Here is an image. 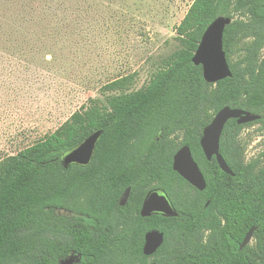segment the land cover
<instances>
[{"label":"trees","instance_id":"obj_1","mask_svg":"<svg viewBox=\"0 0 264 264\" xmlns=\"http://www.w3.org/2000/svg\"><path fill=\"white\" fill-rule=\"evenodd\" d=\"M22 11L7 23L17 32L28 27ZM220 16L232 19L223 35L232 75L209 83L192 59ZM176 33L181 47L147 85L132 91L135 73L119 76L102 86L119 94L91 98L55 131L0 158V264H58L71 251L81 254L75 264H264V148L247 161L240 139L249 125L264 132V0H193ZM227 105L262 115L247 124L229 119L223 129L220 151L233 176L200 142ZM100 129L91 161L65 166L63 157ZM184 145L205 175L202 191L173 168ZM178 179L185 189L174 186ZM152 188L167 194L178 216L140 214ZM252 226L253 242L239 249ZM150 229L164 242L148 256Z\"/></svg>","mask_w":264,"mask_h":264},{"label":"rangeland","instance_id":"obj_2","mask_svg":"<svg viewBox=\"0 0 264 264\" xmlns=\"http://www.w3.org/2000/svg\"><path fill=\"white\" fill-rule=\"evenodd\" d=\"M192 2L0 0V158L55 131L91 98L119 94L102 90L119 76L135 73L132 91L147 85L181 47L176 26ZM49 6L50 15L40 13ZM23 7L28 27L17 32L7 23ZM259 127L240 135L247 161L264 148Z\"/></svg>","mask_w":264,"mask_h":264},{"label":"water","instance_id":"obj_3","mask_svg":"<svg viewBox=\"0 0 264 264\" xmlns=\"http://www.w3.org/2000/svg\"><path fill=\"white\" fill-rule=\"evenodd\" d=\"M232 22L230 17H217L205 30L201 41L193 56V62L196 65H202L204 78L209 83H216L221 79L232 75L226 53L223 48L224 30L228 24ZM259 114L251 113L241 108H232L225 106L220 109L214 116L213 120L207 125L201 137V146L208 159L213 155L223 171L231 175L233 170L227 164L225 158L220 153V139L223 129L229 119L237 118L238 123H248L258 120ZM102 134V130H96L88 135L77 147L69 151L63 157V164L69 166L72 163L81 165L88 164L94 154L96 144ZM173 168L192 185L199 190L206 187L204 175L193 157L189 146H182L174 155ZM128 194L121 201L124 204ZM153 213H161L165 216H178L177 210L171 204L169 198L164 192L157 189L147 193L140 214L143 217L152 215ZM256 226H252L246 233L243 241L239 245V249L244 248L252 240ZM164 242V233L159 229H150L145 234V243L143 252L145 255H153ZM74 256L61 261L59 264H72Z\"/></svg>","mask_w":264,"mask_h":264},{"label":"flooded vegetation","instance_id":"obj_4","mask_svg":"<svg viewBox=\"0 0 264 264\" xmlns=\"http://www.w3.org/2000/svg\"><path fill=\"white\" fill-rule=\"evenodd\" d=\"M251 112V111H250ZM251 113H253V112H251ZM254 114H258V113H254ZM259 115H261V114H259ZM261 117H262V115H261ZM260 117V118H261ZM259 118V119H260ZM237 119V118H236ZM256 121V120H255ZM238 122V121H237ZM252 122H254V121H252ZM248 123H251V122H248ZM240 124V123H239ZM242 124H247V123H242ZM257 124H259V123H257ZM253 125H255V124H253ZM250 126V125H249ZM260 127H261V124H260ZM259 127V128H260ZM242 133V132H241ZM201 142V141H200ZM203 149V148H202ZM203 152H204V150H203ZM220 153H221V151H220ZM205 154V153H204ZM222 154V153H221ZM223 155V154H222ZM206 156V155H205ZM207 157V156H206ZM223 157H224V155H223ZM213 158H215V160L217 161V159H216V156L215 155H213L212 156V158L211 159H208V160H212ZM225 158V157H224ZM226 160V159H225ZM218 162V161H217ZM227 162V161H226ZM219 164V163H218ZM227 164H228V162H227ZM199 165V164H198ZM229 165V164H228ZM220 166V165H219ZM200 167V166H199ZM230 167V166H229ZM201 169V168H200ZM202 171V170H201ZM202 173H203V171H202ZM229 174V173H228ZM203 175H204V173H203ZM229 175H231V174H229ZM233 175H235V174H233ZM232 175V176H233ZM242 175H245V176H247L248 174H242ZM183 177V176H182ZM204 178H205V175H204ZM183 179L185 180V181H187V182H189L188 180H186L184 177H183ZM205 181H206V179H205ZM237 182H239V183H241V181H237ZM153 183H155L154 181H153ZM190 183V182H189ZM228 183H231V184H233L234 182H228ZM174 186L175 187H178V188H183V189H185L186 187H187V184L185 183V182H183V180H180V179H178V180H175L174 181ZM191 184V183H190ZM194 186V185H193ZM206 186H207V182H206ZM195 187V186H194ZM196 188V187H195ZM206 188V187H205ZM204 188V189H205ZM155 189H157V188H152L151 190H155ZM198 189V188H197ZM203 189V190H204ZM150 190V191H151ZM157 190H159V191H161V192H164L163 190H161V189H157ZM199 190V189H198ZM200 191H202V190H200ZM165 193V192H164ZM166 194V193H165ZM167 195V194H166ZM146 197V196H145ZM168 197V196H167ZM145 199V198H144ZM208 204V203H207ZM86 224H88V225H92V224H94V223H92V222H87ZM99 238H102V237H99ZM110 239V238H109ZM253 239H254V237L252 238V240L249 242V244L250 243H252L253 242ZM243 241V240H242ZM241 241V242H242ZM241 244V243H240ZM239 244V245H240ZM248 245V244H247ZM74 256V259H73V263L72 264H75V263H77V262H79V261H81V254H77V253H75L74 251H71V252H69L67 255H65L64 257H62V258H60L59 259V261H58V264L61 262V261H63V260H65V259H67V258H69L70 256Z\"/></svg>","mask_w":264,"mask_h":264}]
</instances>
